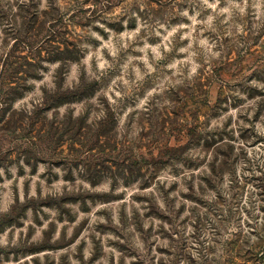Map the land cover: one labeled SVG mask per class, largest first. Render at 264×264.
<instances>
[{
    "label": "rangeland",
    "instance_id": "rangeland-1",
    "mask_svg": "<svg viewBox=\"0 0 264 264\" xmlns=\"http://www.w3.org/2000/svg\"><path fill=\"white\" fill-rule=\"evenodd\" d=\"M0 264H264V0H0Z\"/></svg>",
    "mask_w": 264,
    "mask_h": 264
}]
</instances>
